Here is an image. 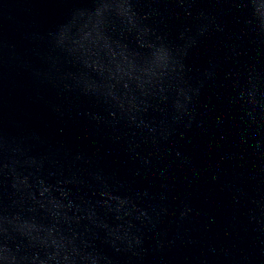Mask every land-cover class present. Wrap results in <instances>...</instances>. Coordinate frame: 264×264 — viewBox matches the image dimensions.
Returning a JSON list of instances; mask_svg holds the SVG:
<instances>
[{"label":"water","instance_id":"95a60500","mask_svg":"<svg viewBox=\"0 0 264 264\" xmlns=\"http://www.w3.org/2000/svg\"><path fill=\"white\" fill-rule=\"evenodd\" d=\"M0 264H264V0H0Z\"/></svg>","mask_w":264,"mask_h":264}]
</instances>
